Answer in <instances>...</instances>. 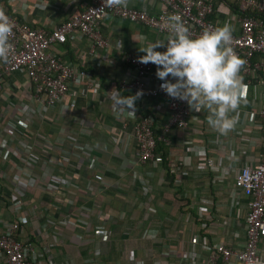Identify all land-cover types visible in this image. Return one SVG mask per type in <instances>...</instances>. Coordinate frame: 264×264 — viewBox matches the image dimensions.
I'll return each mask as SVG.
<instances>
[{"label": "crops", "instance_id": "obj_1", "mask_svg": "<svg viewBox=\"0 0 264 264\" xmlns=\"http://www.w3.org/2000/svg\"><path fill=\"white\" fill-rule=\"evenodd\" d=\"M4 1L22 21L46 32L92 2ZM210 1L219 8L214 14L217 24L227 22L236 30L238 22L234 16L243 0ZM127 5L152 14L161 9L158 0H129ZM233 5L238 8L235 12ZM99 30L110 48L98 49L95 57L88 54V41L77 33L66 35L65 43L50 46L62 59L74 61L91 74L96 90L86 98L67 97L63 101L68 108L65 112L56 104L42 117H33L31 133L18 129L10 136L3 131L6 119L23 118L19 108L33 106L30 80L20 72L5 78L0 92V231L5 221L21 220L24 209L29 224L21 229L19 238L35 241L41 251L47 248L36 264H48L50 258L54 264H202L209 242L224 244L234 252L241 250L249 199L235 188L234 177L244 164H255L260 159L264 121L259 110L264 106V84L253 78L254 74H242L248 85L247 98L237 113L230 114L237 116V123L227 135L209 126L207 109L196 112L189 108L188 125L171 128L168 133L166 166L139 164L132 135V124L141 116L139 108L148 112L153 130L160 134L168 118L166 107L161 98L136 100L135 106L130 107L132 98L119 84L134 73L126 56L144 55L139 52L140 47L165 41L169 34H158L140 23L115 16L106 17ZM145 80L150 87L162 83L156 77V65L152 64ZM74 84L76 88L82 85L80 79ZM116 92L129 103L122 116L112 108ZM35 133L48 139L49 145L36 142V146H31L39 160L28 165L14 150L25 151L24 143ZM3 140L7 141L5 145H1ZM81 147L89 154H84ZM63 148L73 149L69 164L47 165L49 158H61L59 151ZM207 159L214 169L207 165ZM19 172L26 185L16 180ZM52 174L69 178L75 185L64 186L50 180ZM94 174L102 175L103 185L98 186L93 180ZM145 182L148 197L143 196ZM88 183L92 188L86 187ZM17 196L19 200H14ZM80 207L87 210L84 219L91 222L92 228H102L108 239L104 241L92 231L84 233L81 226L74 224L77 216L81 217ZM60 220L70 223L62 226ZM202 223L206 225L203 227ZM56 230L62 234L57 244L50 246ZM118 240L114 249L112 243ZM179 246L187 253L186 258L175 257ZM259 248L264 251V242ZM97 251L100 254L95 257ZM0 264H6L1 256ZM224 264L237 262L232 256Z\"/></svg>", "mask_w": 264, "mask_h": 264}, {"label": "built area", "instance_id": "obj_2", "mask_svg": "<svg viewBox=\"0 0 264 264\" xmlns=\"http://www.w3.org/2000/svg\"><path fill=\"white\" fill-rule=\"evenodd\" d=\"M158 1L161 4V9L157 14H152L146 10L128 5L127 7L108 6L107 0H92L78 14L46 32L41 28H33L26 21H22L15 14L16 11H9L7 3L0 0V9L5 11L14 25L9 39L11 48L8 59L7 61L0 60V92H2L5 78L14 72H20L31 82L32 94L30 101L33 104L31 108L28 106L19 108L23 118H8L3 131L10 136H14L18 129H22L27 134L30 132V123L33 117H42L49 108L56 104L61 106V112H65L68 108L63 101L67 97L72 99H76V97L86 98L90 92L95 93V83L91 74L80 68L74 61L62 59L50 50V46L54 43H65L68 34L77 33L85 38L89 43L88 54L95 57L98 49L110 48L108 40L103 38L99 30L101 22L108 16L140 23L158 34H169L168 17L172 14H179L182 17L183 23L190 29V34L193 37L200 35L205 29L219 26L217 20L213 17L215 12H219V8L210 0ZM241 3V8L234 16L237 19L238 28L233 29L232 47L238 56L245 61L241 75L254 74L253 78L264 84V0H243ZM244 11H252L260 15L249 13L241 16L240 13ZM139 56L141 55L128 54L126 56V60L133 68L134 73L130 79H123L119 87L133 96H137L139 93V99L161 98L164 101L168 118L159 135H154L153 120L149 115L138 117L132 124L137 163L158 165L162 162V156L156 154L157 142L168 143L167 136L171 128L186 127L189 123L190 109L187 102L173 99L163 92L160 89L161 83L152 87L146 83L145 77L152 71V64L139 63ZM255 57L257 59L253 61ZM255 73H257L256 76ZM78 79H80L82 85L76 88L74 83ZM111 103H113L114 113L118 116H122L127 106H129L127 100L121 98L118 92L114 94ZM259 115L264 121V106L259 110ZM36 142L37 145L40 144L45 147L49 145L46 144L49 141L45 137L38 133L33 134V136L31 134L29 140H26L25 145H23L25 151L20 152L15 149L14 154L28 165L37 163L38 157L30 150L31 146H36ZM6 143L7 141L3 140L1 145ZM72 150L70 148L60 149L61 158H49L47 165L59 167L68 165L70 157L74 154ZM81 150L86 155L89 152L83 147H81ZM206 163L210 169L213 168L210 159H207ZM20 172L15 175V178L20 184L26 185ZM53 174L50 176V180L64 186L75 185L71 179L57 177ZM36 178L39 180L38 177ZM30 179L32 181L36 180L35 177ZM93 180L98 183V186L103 185L102 175L94 174ZM98 186L94 189H97ZM234 186L249 199L244 217L246 238L243 248L234 252L221 243L213 244L211 247L207 246L208 252L202 264H217L220 259L227 263L232 256L235 257L237 264H264V251L259 248L260 242H264V126L260 159L255 164L243 165L242 169L235 174ZM86 187L92 188L89 183ZM14 200H19V197H15ZM203 201L207 203V200ZM70 204V201L67 202L68 207L71 206ZM79 210L83 213L78 211L81 217L77 216L74 224L81 226L84 233L92 231L95 236H102L104 241L108 239L109 235L102 228H92L91 222L84 219L86 217L83 214L87 210H83L82 207ZM22 211L24 215L21 220L5 221V225L0 231V256L4 258L6 264H36L37 258L43 255V251H47V248L41 251L39 249L41 246H38L35 241L19 238L21 229L29 224L27 213L24 209ZM68 222L70 223V220H60L62 226H66ZM205 225L206 223H202L203 227ZM54 234L55 238L50 246L57 244L62 233L56 230ZM99 254L100 252L97 251L95 257H98ZM174 254L177 259L187 257V253L180 246L175 249ZM48 264H54L51 258Z\"/></svg>", "mask_w": 264, "mask_h": 264}, {"label": "clouds", "instance_id": "obj_3", "mask_svg": "<svg viewBox=\"0 0 264 264\" xmlns=\"http://www.w3.org/2000/svg\"><path fill=\"white\" fill-rule=\"evenodd\" d=\"M128 2L107 0L108 6L127 7ZM168 21L166 40L140 47L139 52L144 55L138 57V62L156 65L163 92L187 102L192 111L207 109L209 126L227 135L237 123V116L230 114L238 112L248 93L241 75L245 61L232 47V26L226 22L193 37L179 14L170 15ZM13 27L9 16L0 9V60L8 59ZM139 95L134 96L130 107L135 106Z\"/></svg>", "mask_w": 264, "mask_h": 264}, {"label": "trees", "instance_id": "obj_4", "mask_svg": "<svg viewBox=\"0 0 264 264\" xmlns=\"http://www.w3.org/2000/svg\"><path fill=\"white\" fill-rule=\"evenodd\" d=\"M221 1H226V0H221ZM229 3V2H228ZM234 6V5H233ZM232 10H234V12H235V10L237 11V6H234V9L233 8H231ZM249 13H252V14H254V15H260L259 13H256V12H249V11H244V12H242V13H240V15L242 16L243 14H249ZM214 17V16H213ZM129 95V94H128ZM130 96V98H132V99H134L135 97L133 96V95H129ZM136 100H140L139 98H137ZM139 114L141 115V116H143V115H149L148 114V112H146V111H142V110H140V108H139ZM21 128V127H20ZM153 129V128H152ZM22 130V129H21ZM153 133H154V135L155 136H157V135H159V134H157L154 130H153ZM156 154H159V155H161L162 156V165L165 167L166 166V164H167V160H166V158H167V145L165 144V143H162V142H157V146H156ZM160 163V164H161ZM209 245L208 246H212L213 244L212 243H208ZM225 262H223L221 259L220 260H218V262H217V264H224Z\"/></svg>", "mask_w": 264, "mask_h": 264}, {"label": "rangeland", "instance_id": "obj_5", "mask_svg": "<svg viewBox=\"0 0 264 264\" xmlns=\"http://www.w3.org/2000/svg\"><path fill=\"white\" fill-rule=\"evenodd\" d=\"M6 120H8V119H6ZM141 191V190H140ZM142 191H143V193L144 192H146L145 194H143V196H145V197H148V196H150L149 195V193L147 194V192H148V188H147V182H145L144 184H143V188H142ZM141 191V192H142ZM166 195L164 194L163 195V197H165ZM113 242V241H112ZM119 245V240L117 241V242H113L112 243V247L115 249V246H118ZM114 252H116V250H114ZM114 255V254H113Z\"/></svg>", "mask_w": 264, "mask_h": 264}]
</instances>
